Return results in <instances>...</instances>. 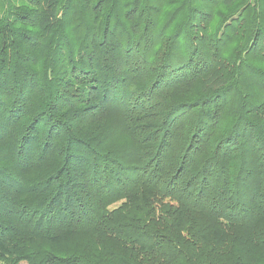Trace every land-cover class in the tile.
Wrapping results in <instances>:
<instances>
[{
  "label": "trees",
  "instance_id": "16d2710c",
  "mask_svg": "<svg viewBox=\"0 0 264 264\" xmlns=\"http://www.w3.org/2000/svg\"><path fill=\"white\" fill-rule=\"evenodd\" d=\"M0 264H264V0H0Z\"/></svg>",
  "mask_w": 264,
  "mask_h": 264
}]
</instances>
